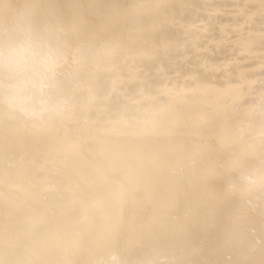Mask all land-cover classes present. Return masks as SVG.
<instances>
[{"label": "bare ground", "instance_id": "bare-ground-1", "mask_svg": "<svg viewBox=\"0 0 264 264\" xmlns=\"http://www.w3.org/2000/svg\"><path fill=\"white\" fill-rule=\"evenodd\" d=\"M64 52L60 116L0 104V264H264V0H0Z\"/></svg>", "mask_w": 264, "mask_h": 264}, {"label": "clouds", "instance_id": "clouds-1", "mask_svg": "<svg viewBox=\"0 0 264 264\" xmlns=\"http://www.w3.org/2000/svg\"><path fill=\"white\" fill-rule=\"evenodd\" d=\"M66 56L31 25L0 24V104L27 121L60 116L67 100L59 95ZM254 195L264 201V184ZM108 264H125L113 252Z\"/></svg>", "mask_w": 264, "mask_h": 264}]
</instances>
